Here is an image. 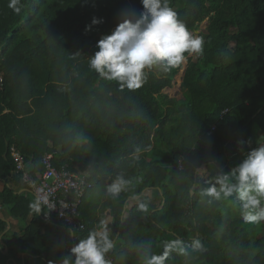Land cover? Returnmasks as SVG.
I'll return each instance as SVG.
<instances>
[{"label":"trees","instance_id":"trees-1","mask_svg":"<svg viewBox=\"0 0 264 264\" xmlns=\"http://www.w3.org/2000/svg\"><path fill=\"white\" fill-rule=\"evenodd\" d=\"M9 3L0 0V212L24 229L9 235L0 214L7 264H33L36 256L62 264L69 255L74 264L71 249L99 230L108 209L109 236L120 249L104 254L107 264H148L176 240L163 264H264V222L247 221L235 195L204 194L264 146V0H169L191 33L207 22L203 54H185L175 98L165 89L183 62L146 69L138 89L90 67L98 40L139 18L141 0H19L18 13ZM93 18L102 22L92 25ZM12 146L35 178L46 153L58 168L88 174L83 230L44 206L34 210ZM117 177L127 183L113 197ZM152 190L158 203L149 207ZM16 249L24 258H15Z\"/></svg>","mask_w":264,"mask_h":264},{"label":"clouds","instance_id":"clouds-1","mask_svg":"<svg viewBox=\"0 0 264 264\" xmlns=\"http://www.w3.org/2000/svg\"><path fill=\"white\" fill-rule=\"evenodd\" d=\"M19 0H10L9 7L19 12ZM144 11L137 19L125 18L119 22L110 34L103 35L97 42L98 51L90 59V67L102 76L121 82L129 89L142 86L145 70L157 64H163L165 70L179 66L185 54L201 55L204 51V39L194 36L186 24L178 19L177 13L170 7L169 0H141ZM102 21L93 18L92 25ZM90 27V26H88ZM237 183H230L229 175L217 179L219 187H210L204 194L216 199L230 198L234 195L240 202L244 218L250 222L264 219V208L254 211L264 201V146L249 152L247 157L231 172ZM127 183L117 177L108 192L118 196ZM36 212L40 211L33 205ZM181 242L172 241L165 245V253L154 256L148 264H163L169 249ZM199 241L194 248L200 249ZM113 248L107 225L101 221L99 230L89 233L71 253L75 255L74 264H107L104 254ZM72 256H66L62 264H70Z\"/></svg>","mask_w":264,"mask_h":264},{"label":"built area","instance_id":"built-area-1","mask_svg":"<svg viewBox=\"0 0 264 264\" xmlns=\"http://www.w3.org/2000/svg\"><path fill=\"white\" fill-rule=\"evenodd\" d=\"M11 153L16 171L21 173L22 181L29 187L41 208L44 206L55 212L68 227L83 230L85 225L79 210L86 191L93 187L88 174L70 171L65 167L58 168L54 163V154L46 153L43 157L44 170L35 178L24 155L14 146L11 147Z\"/></svg>","mask_w":264,"mask_h":264},{"label":"crops","instance_id":"crops-1","mask_svg":"<svg viewBox=\"0 0 264 264\" xmlns=\"http://www.w3.org/2000/svg\"><path fill=\"white\" fill-rule=\"evenodd\" d=\"M206 170V169H205ZM113 182H115V181H113ZM112 182V183H113ZM20 192V191H19ZM157 191H155V190H152L150 193H149V207L150 206H152V205H157V203H158V197H157ZM30 198H33L34 199V196H33V194L31 193V195H28ZM36 205H37V201H36ZM129 208H130V205L128 206V210H129ZM127 210V211H128ZM0 214H1V216H3L6 220H8V223H9V225H8V230H10V229H13L14 227H18V228H22V230H21V232H19V233H17L18 234V236L19 235H21L22 233H23V229H24V227H23V224H21L17 219H14V218H12L11 216H9L8 215V213L6 212V211H1L0 212ZM105 215H106V217H105V220H104V222L106 223V225H107V230H108V232H110L111 231V226H113V216H112V214H111V210L110 209H108L106 212H105ZM17 224V225H16ZM13 232V233H12ZM11 233H12V235H14L15 233H16V231H12ZM66 237V236H65ZM14 238H16V236H14ZM115 240L116 239H114V241H113V250L114 249H120V245H118V244H116V245H114V243H115ZM7 252V250L5 249V253ZM16 259H21V258H24V255L23 254H21V253H19L18 252V249H16ZM9 259V258H8ZM29 260L33 263V264H40V261L41 260H39V258L36 256V257H29ZM2 261V260H1ZM12 262V261H11ZM15 262V261H14ZM13 263V262H12ZM14 264H17L16 262L14 263ZM42 264H43V262H42Z\"/></svg>","mask_w":264,"mask_h":264},{"label":"rangeland","instance_id":"rangeland-1","mask_svg":"<svg viewBox=\"0 0 264 264\" xmlns=\"http://www.w3.org/2000/svg\"><path fill=\"white\" fill-rule=\"evenodd\" d=\"M206 26H207V22H203V23L199 26V28H198L197 30H195V31L192 32V34H193L194 36H199L200 31L203 30V29H205ZM189 56L197 57L196 54H192V55H189ZM188 62H189L188 58H186V59L183 61V68L186 67V66L188 65ZM182 71H183V69L178 73V75L175 76L172 87H171V88H167V89H165V91L168 92L169 96L172 97V98L177 97V96L182 92V91H181V84H182L181 73H182ZM231 172H232V170L229 171V172H227L226 175H229L230 178L233 180V181H231V182H236V183H237V181H236L233 177H231ZM208 177L211 178V179H210V182H212L213 180H216V179H214V178L211 176V174H209V173H208L207 178H208ZM216 187L218 188L219 185L216 186ZM221 204L223 205L222 200H221ZM224 204H225V206L230 205V204H231V201H228V202H227V200H225ZM150 207H152V206H150ZM261 208H264V205H263V206L260 205V209H261ZM231 213H234V211H232ZM231 215H232V214H231ZM257 222H261V223H262V222H264V219H261V220H259V221H257ZM16 225H17V224H16ZM21 230H22V228L14 227L13 229L8 230V234H9V235H12V233H13L12 231H16V233H19V232H21ZM11 232H12V233H11ZM4 253H5V250L3 251V254H4ZM3 254L0 253V264H7V261H6L5 256H4ZM1 260H2V261H1ZM40 264H42V261H40Z\"/></svg>","mask_w":264,"mask_h":264},{"label":"water","instance_id":"water-1","mask_svg":"<svg viewBox=\"0 0 264 264\" xmlns=\"http://www.w3.org/2000/svg\"><path fill=\"white\" fill-rule=\"evenodd\" d=\"M185 69H186V67H184L183 68V71H182V73H181V80L183 81V76H184V73H185ZM204 167H205V169H207V164H204ZM145 191H143L142 193H144ZM140 196H134V197H131V199L132 198H134V199H138ZM37 206L40 208V210H41V206L39 205V203L37 202ZM73 233V232H72ZM6 250H7V248H6Z\"/></svg>","mask_w":264,"mask_h":264}]
</instances>
